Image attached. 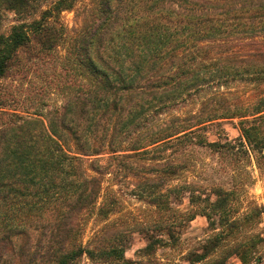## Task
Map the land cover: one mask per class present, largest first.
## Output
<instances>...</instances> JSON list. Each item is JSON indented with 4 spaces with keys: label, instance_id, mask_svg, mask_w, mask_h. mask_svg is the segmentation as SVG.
<instances>
[{
    "label": "trees",
    "instance_id": "obj_1",
    "mask_svg": "<svg viewBox=\"0 0 264 264\" xmlns=\"http://www.w3.org/2000/svg\"><path fill=\"white\" fill-rule=\"evenodd\" d=\"M79 1L55 0L40 17L14 25L8 34H0V81L20 63L21 51L33 41L42 48L53 49L65 37L67 28L61 20L62 12L73 9ZM34 2L0 0V23L1 9H14L22 15L31 11ZM93 3L88 19L74 38L65 37L70 42L73 38L69 56L74 57L77 68L84 70L88 84L63 106L46 114L0 110V264H75L84 254L94 260L123 259L124 248L115 244L104 246L106 239L101 231L87 245L79 242L89 218L108 217L115 211L111 206L115 202L107 197L99 201L102 181L89 174L83 162L84 156L99 154L102 150L95 146L105 139L99 133L101 121L106 123L103 131L113 128L111 138L115 141L117 131L124 136L134 135L155 112L170 109L177 101L192 96L216 79L225 82L241 79L264 86V52L260 59L243 58L238 64L214 60L200 68L197 66L202 62L194 64L196 68L191 67L198 58L208 55L210 44L219 39L240 35L255 39L264 33V0L223 3L218 0H93ZM206 40L212 41L205 45ZM207 103L205 100L204 104ZM218 106L208 107L191 119L202 124L215 119L239 118L242 135L238 143L208 142L206 145L235 153L239 150L235 144H239L245 148L246 155L252 153L261 164L264 95L249 105ZM176 119L157 132L148 133L143 140L152 137L155 143L166 139L181 141L191 136L194 131L191 130L194 125L188 122L191 119ZM138 149L141 148L135 146L131 150ZM111 151L118 150L111 148ZM149 152L145 149L119 154L115 160L146 157ZM93 169L103 173L100 165ZM163 190V184L147 179L138 195L151 197L150 203L167 214L169 210L164 206L167 201L163 199L167 194ZM184 190L191 192L193 202L195 191L189 186ZM216 193L218 200L210 204L214 209H223L228 200L223 194L229 192L218 188ZM52 208L57 209V223L52 224L49 239L37 244L42 255H29L25 262L26 254L16 252V241L28 230L37 229L39 221ZM224 215L229 213L224 210ZM192 219L194 214L187 218ZM249 219L245 216L239 220ZM159 222V231L175 236L174 222L168 216ZM238 222L231 223L235 229L241 226ZM118 238L114 236L113 241ZM149 238L146 249L154 243L165 242L164 238L152 234ZM251 241L250 245L249 241L238 244L232 255L246 259L256 254L257 248L252 252L256 240L251 238ZM209 253L196 254L192 263L206 259Z\"/></svg>",
    "mask_w": 264,
    "mask_h": 264
},
{
    "label": "rangeland",
    "instance_id": "obj_2",
    "mask_svg": "<svg viewBox=\"0 0 264 264\" xmlns=\"http://www.w3.org/2000/svg\"><path fill=\"white\" fill-rule=\"evenodd\" d=\"M54 1L35 0L31 11L22 15L14 9H1L0 34H8L14 25L40 17ZM218 1L223 3L230 0ZM92 3L93 0H80L73 9L62 12L61 20L67 28L65 37L74 38L75 32L88 19ZM65 37L53 49L42 48L35 41L23 48L20 63L0 81V110L46 114L55 107L63 106L70 97L78 94L82 86L88 84L84 70L77 68L74 57L69 56L73 38L70 42L69 37ZM211 41L206 40L204 44L208 45ZM210 45L208 55L198 58L193 65L190 64L191 67L196 68L194 64L202 62L197 66L200 68L202 64L214 60L233 65L243 58L260 59L264 52V33L255 39L240 35L219 39ZM263 95L262 85L255 86L241 79L228 82L216 79L192 96L177 101L170 109L155 112L134 135L124 136L117 131L114 141L111 138L113 128L104 132L106 123L102 120L99 133L105 139L95 144L102 150L99 154L84 156L83 162L89 174L98 176L102 181L99 201L107 197L116 203L111 205L115 211L108 217L89 218L79 242L87 245L101 231L106 239L103 245L122 246L124 258L94 260L84 254L75 264H264V160L258 163L255 156L252 153L246 155L245 148L239 144H235L239 148L235 153L226 148L216 150V147L206 145L208 142L238 143L242 135L239 118L215 119L202 124L191 119L208 107L218 106V103H221L219 108L249 105ZM205 100L207 104H204ZM177 117L179 121L191 119L188 121L194 125L191 136L181 141L166 139L155 143L152 137L143 140L148 133L176 122ZM135 146L141 149L131 150ZM111 148L118 151L112 152ZM145 149L151 150L146 157L138 155L115 160L119 154ZM99 165L103 173L93 169ZM147 179L163 184L162 193L167 194L163 198L167 201L164 204L169 210L167 214L159 212L160 209L150 203L153 202L150 201L151 197L142 198L141 193L138 195ZM185 186L195 191L193 202L191 192L185 191ZM218 188L229 192L223 194L228 199L223 209H214L210 204L218 200ZM224 210L229 215H224ZM193 214L194 219L187 220ZM166 215L174 222V237L157 229V223L167 218ZM245 216L250 219L239 220ZM56 217L57 209L52 208L39 221L37 229L28 230L16 241V252L26 254L25 262L29 255H42L37 244L49 239L47 235L52 230V224L57 223ZM233 221H239L238 225L241 226L235 229L231 224ZM149 234L164 238L165 242L154 243L152 248L146 249L150 244ZM114 236L119 237L117 241H113ZM251 238L256 240V247L252 248V252L257 248L256 254L246 259L242 255H232L238 244L245 241L252 244ZM206 251L210 252L206 259L192 263L196 254Z\"/></svg>",
    "mask_w": 264,
    "mask_h": 264
}]
</instances>
